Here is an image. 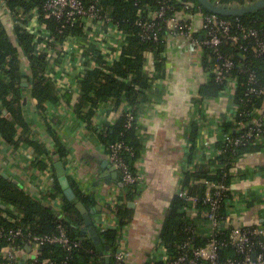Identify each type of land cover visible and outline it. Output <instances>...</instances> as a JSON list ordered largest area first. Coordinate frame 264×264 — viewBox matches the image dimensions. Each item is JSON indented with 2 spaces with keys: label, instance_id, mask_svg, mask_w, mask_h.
<instances>
[{
  "label": "trees",
  "instance_id": "trees-1",
  "mask_svg": "<svg viewBox=\"0 0 264 264\" xmlns=\"http://www.w3.org/2000/svg\"><path fill=\"white\" fill-rule=\"evenodd\" d=\"M98 1L101 4L102 12L110 15L114 22L127 33V37L119 60L107 64L106 61L98 58L97 61L101 66L85 71L79 84V94L73 99V110L89 126L98 106L112 99L111 103L118 112L117 118L114 123L107 126L105 132L98 133V139L104 145L122 141L129 146L134 155L131 157L125 153L123 156L128 158L134 170L143 149V140L137 135L138 126L135 124L129 128L125 126L126 116L122 111L124 106H130L133 113L138 114L140 106L149 102V96L152 94V82L144 70L147 53L153 55L154 67L158 71V75L162 76L169 30L162 28L157 40L140 39L136 34L134 22L138 7L144 4L146 0ZM192 1L198 4V0ZM211 1L224 6H241L255 0ZM44 2L45 0H2L0 2V126L2 127L1 134L6 142H14V137L18 134L17 141L32 147L38 155H47L54 170L55 161L66 163L67 148L53 126L47 122L46 128L54 144V153L52 154L51 149L47 148L42 141L33 138L34 131L22 114V80L25 78L31 83V93L36 100L37 111L44 120L46 119L47 103L56 105L60 98L69 103L73 97L68 92L58 94L55 86L44 75L47 70V61L44 56L36 53L33 36L21 28H14L12 25L14 15L19 12L27 13L33 8L41 9ZM221 16L248 27L261 29V24L264 27V7L243 15ZM45 23L49 30L56 37H59L57 30L61 27L60 23L50 19L46 20ZM69 33H81V31L77 27L65 26L63 35L66 36ZM13 35L15 39H13ZM195 35L200 38L198 34ZM249 44H251L250 41H243L244 46ZM222 51L232 54L236 63L242 62L247 67V71L243 73L238 68L234 69L239 84L233 101L238 107V114H246L253 109H259L264 101L263 97H258L255 94L246 96L244 85L247 82L249 70H252L257 77L256 87H264V54L256 56L253 51H243L238 45L230 43L223 44ZM24 64L28 68L26 72L23 71ZM221 89L222 86L214 81L213 75H209L206 83L200 86L199 101L208 97H218ZM4 109L7 110L8 116L3 113ZM237 120L243 121V129L250 126L249 117L239 115ZM219 125L220 129L227 132L231 130L233 123L223 119ZM19 130L20 132H18ZM198 134L199 126L192 124L189 139L193 145L189 150L187 162H192V154L195 149L194 142ZM261 145L262 142L257 139L237 147L230 146L220 140L216 143L217 151L212 158L196 164L192 170L188 167L183 172L182 186L186 187L191 195L201 194L205 190V185L196 182L203 179L217 181L223 172L229 173L225 184H231L234 177L239 176L238 173L234 174L239 157L244 153L261 149ZM213 165L215 166L214 172H212ZM70 182L77 198L86 209H94L96 201L91 196L82 194L78 187L72 181ZM137 185L123 183L124 195L122 199L124 201L114 211V215L118 219V228L100 233L104 243L108 244L110 248H113L120 230L127 226L133 217L134 210L125 201L132 200L138 193ZM55 189L57 193H62L57 179H55ZM227 194L232 196V190L227 191ZM55 195L56 193H53L50 196L53 198ZM0 201L12 204L18 209V214L13 215V221H9L0 214V227L4 229V232L7 233L12 228L21 227L24 233L51 234L57 232L58 224L62 223L69 238L78 242V245L73 246L70 250H64L61 246L56 245H43L40 248V257L62 261L64 264H102L99 252L88 235L82 230L84 222L81 213L64 197L61 213H55L49 205L40 204L32 198L24 187L0 175ZM181 206L182 199L175 194L171 206L167 210L160 235L163 244L169 251L172 250L173 252H176L174 246L179 241L190 239L195 246L203 245L206 242V238L196 231L200 223L204 221L202 214L206 206L198 205L200 211L196 218L185 217L180 212ZM224 210L223 208L220 214H223ZM17 242L23 244L24 240L18 237ZM6 245V239L0 238V249ZM221 252L228 255L232 254L231 249H223ZM109 264H114L112 259Z\"/></svg>",
  "mask_w": 264,
  "mask_h": 264
},
{
  "label": "built area",
  "instance_id": "built-area-1",
  "mask_svg": "<svg viewBox=\"0 0 264 264\" xmlns=\"http://www.w3.org/2000/svg\"><path fill=\"white\" fill-rule=\"evenodd\" d=\"M49 19L60 23L61 27L57 30L59 37L47 27L45 21ZM196 21L202 31L200 38L195 35L198 34L194 28ZM134 24L140 39L157 40L162 28L175 29L195 49L201 50L206 80L209 75H213L214 81L222 86L218 96L230 100L227 112H230L228 121L233 123L231 130L221 131L216 127L217 123L212 125L214 130L220 131L221 141L234 147L256 139L264 141V101L259 109L238 114V107L233 101L239 84L234 69L238 68L243 73L247 71V67L242 62L236 63L232 54L222 51V45L230 43L238 45L243 51L251 50L254 55L261 56L264 54L263 24L261 29H257L239 22L234 23L219 14L205 10L192 0H146L137 9ZM12 25L33 36L36 53L44 56L47 61L44 75L55 86L59 95V90L62 89L68 88L69 91L74 87L78 90L85 71L101 66L98 58L107 64L119 60L127 37V33L113 18L102 12L98 0H45L41 9L33 8L27 13L19 12L14 15ZM65 26L77 27L81 33H69L65 36ZM12 37L15 39L14 35ZM245 40L251 44L244 46ZM144 70L152 84L156 83L158 71L154 67L153 55ZM256 82L255 72L249 70L244 85L245 94H255L264 99V87H256ZM111 100L100 104L94 115L97 112H114ZM122 112L126 116V127L129 128L133 124L138 126L139 116L133 113L130 106H124ZM94 115L92 119L95 118ZM239 115L250 118L248 128L243 129V121L237 120ZM103 127L104 125L97 126L96 131L101 132L104 129L105 132ZM102 147L122 183L135 185L140 182L138 165L135 164L133 170L128 158L123 156L125 153L131 157L134 155L129 146L122 141H116L102 144ZM186 169L187 167L184 171ZM214 170L213 165L212 172ZM234 172L238 173L235 169ZM228 176V172H223L217 181L203 179L196 182L205 185L204 192L196 195L189 194L187 188L182 186L181 180L175 193L182 199L180 212L187 218H196L200 211L198 205L206 206L202 214L203 225L196 229L197 233L206 238V242L195 246L190 239L179 241L174 246L176 252H173L159 239L144 264H264V220L243 226L235 224L234 211L241 210L237 208V202L245 206V201L250 195L242 193L237 198L234 195L229 196L227 191L232 190L233 181L231 184H225ZM223 208L225 212L220 214ZM0 214L9 221L14 220L15 213L6 214L1 211ZM94 226L100 233L116 228L106 219L95 220ZM121 233L122 229L113 248L109 250L114 264H125L128 260L127 241ZM18 237L23 238V244L17 242ZM0 238L7 241V245L0 249V264H64L62 261L40 257L41 246L56 245L70 250L78 245L77 241L69 238L62 223L58 224L57 232L41 235L24 233L21 227L12 228L6 233L0 227ZM223 249H231L232 254H223Z\"/></svg>",
  "mask_w": 264,
  "mask_h": 264
},
{
  "label": "crops",
  "instance_id": "crops-1",
  "mask_svg": "<svg viewBox=\"0 0 264 264\" xmlns=\"http://www.w3.org/2000/svg\"><path fill=\"white\" fill-rule=\"evenodd\" d=\"M194 28L201 36L198 21ZM167 37L164 73L157 76L149 102L143 103L138 111L137 135L143 140V149L136 163L140 174L138 193L132 200L125 201L127 205L132 202L133 206H128L134 210L131 221L121 233L128 248L125 264L145 263L157 240L161 239L165 216L183 180L184 169L189 167L192 170L196 164L216 154V143L220 141L221 133L212 125L217 123L216 127L223 131L219 127L220 122L230 118L228 98L208 97L199 101L200 86L207 81L201 50L195 49L175 29H169ZM151 57L152 54L147 53L145 65L150 63ZM23 69L24 72L28 70L26 64ZM23 82L28 85L21 84L22 114L34 131L33 138L42 141L53 154L54 144L46 124L53 126L68 151L64 166L69 180L82 194L91 196L96 205L110 212L97 211L93 215V224L97 219H106L118 228L114 211L124 201L123 183L119 175L114 177L109 170L112 167L98 139L99 131H96L99 125H104L106 131L107 126L115 122L117 110L114 107V112H97L88 126L73 110V99L79 94V89L72 87L69 91L68 88L59 90L60 94L68 92L72 95L69 103L60 98L56 105L46 104L44 120L37 111L31 83L25 78ZM192 124L199 126V134L194 142L192 162H187L193 145L189 139ZM1 129L0 126V173L4 172L16 181L15 184L24 187L38 203L49 205L53 212L60 214L63 195L56 192V175L49 157L38 155L32 147L18 142V134L14 142H6ZM261 146L259 150L244 153L235 165L239 176L233 179V195L236 198L242 193L250 195L245 206L237 202L236 206L241 210L234 211L233 220L238 226L264 220V141ZM53 193L56 195L51 198ZM0 208L6 214H18V209L12 204L0 201ZM202 225L201 222L199 228Z\"/></svg>",
  "mask_w": 264,
  "mask_h": 264
},
{
  "label": "water",
  "instance_id": "water-1",
  "mask_svg": "<svg viewBox=\"0 0 264 264\" xmlns=\"http://www.w3.org/2000/svg\"><path fill=\"white\" fill-rule=\"evenodd\" d=\"M198 3L205 10H208V11H211L213 13L223 15V16L243 15V14L253 12V11H256L264 7V0H255L254 2L241 5V6H224V5L216 4L212 2L211 0H198ZM27 85H28L27 82L22 83V86H27ZM3 113L6 116H8L7 110L4 109ZM109 170L113 172L112 174L114 177H117L118 173L116 170L112 168H109ZM54 171H55L58 185L62 191L63 197L67 201L72 203L82 215V219L84 222V226L82 228L83 232L88 235V237L91 239L92 244L95 246L96 250L99 252L101 256L102 264H109L110 259H111L109 255L110 247L108 244L104 243V240L101 238V235L99 234L97 228L93 224V215L97 211L103 210V211L109 212V210L102 209L99 205H96L94 209H89V210L86 209V207L77 198L76 193L71 186L69 177L66 174L65 166L62 161H55ZM0 174L4 178H8L12 180V178H10L4 172H1ZM12 182L16 183L15 180H12ZM128 205L133 206V203L130 202ZM26 250L29 251V248L26 247Z\"/></svg>",
  "mask_w": 264,
  "mask_h": 264
}]
</instances>
